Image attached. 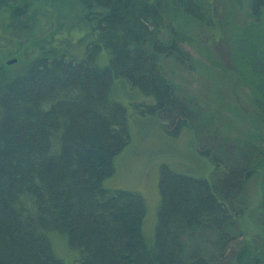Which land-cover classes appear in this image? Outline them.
I'll list each match as a JSON object with an SVG mask.
<instances>
[{
	"label": "trees",
	"instance_id": "trees-1",
	"mask_svg": "<svg viewBox=\"0 0 264 264\" xmlns=\"http://www.w3.org/2000/svg\"><path fill=\"white\" fill-rule=\"evenodd\" d=\"M225 1L264 36V0ZM170 6L219 33L209 0H0V41H29L37 53L18 72L0 65V264H64L49 233L78 252L75 264H264L262 247L246 239L243 205L250 180L263 178L264 244V88L252 99L260 135L240 160L204 151L214 165L205 178L160 166L151 242L141 232L143 198L102 185L129 144V118L191 116L163 67L187 59ZM248 31L236 35L248 53L235 60L243 68L251 59L264 77V53Z\"/></svg>",
	"mask_w": 264,
	"mask_h": 264
},
{
	"label": "rangeland",
	"instance_id": "rangeland-1",
	"mask_svg": "<svg viewBox=\"0 0 264 264\" xmlns=\"http://www.w3.org/2000/svg\"><path fill=\"white\" fill-rule=\"evenodd\" d=\"M209 3L220 25L216 35H210L173 6L167 11L168 23L182 36L180 47L187 59L183 62L164 60L163 67L176 101L189 106L191 116L185 118L173 110L169 116L154 122L148 116L133 115L128 123L129 144L114 158L113 173L102 182L106 189L133 192L143 198L146 216L141 232L148 242L153 239L159 207L158 171L161 165L168 164L205 178L214 165L201 153L207 151L215 157L221 154L224 161L240 160L241 154L246 155L260 135L259 112L254 109L252 99L264 88V77L251 59L245 58L243 68L237 64L235 59L243 60L248 52L235 41L245 27L251 30L247 38L258 41V53H264L262 28L250 22L246 15L238 14L232 1L230 5L225 0H209ZM2 39L0 65L8 72L20 71L37 56L32 42L8 44L7 38ZM9 61L13 62L8 64ZM131 92L134 94L128 91ZM136 93V101L141 102L142 95ZM120 100L124 102L129 98L122 96ZM177 120H184L182 127L175 126ZM221 163L218 169L223 166ZM262 181L263 178L257 176L250 180L243 205L246 239L264 250L258 215ZM47 237L58 259L64 264L77 262L78 252L67 246L63 236L49 233ZM204 238L211 239L208 235L201 237ZM236 242L234 250L241 246L244 238Z\"/></svg>",
	"mask_w": 264,
	"mask_h": 264
},
{
	"label": "water",
	"instance_id": "water-1",
	"mask_svg": "<svg viewBox=\"0 0 264 264\" xmlns=\"http://www.w3.org/2000/svg\"><path fill=\"white\" fill-rule=\"evenodd\" d=\"M13 61H9L8 64H11Z\"/></svg>",
	"mask_w": 264,
	"mask_h": 264
}]
</instances>
